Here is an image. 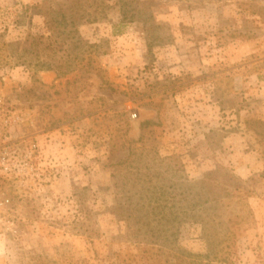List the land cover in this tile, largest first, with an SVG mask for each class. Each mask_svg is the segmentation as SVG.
I'll use <instances>...</instances> for the list:
<instances>
[{
    "label": "rangeland",
    "instance_id": "1",
    "mask_svg": "<svg viewBox=\"0 0 264 264\" xmlns=\"http://www.w3.org/2000/svg\"><path fill=\"white\" fill-rule=\"evenodd\" d=\"M45 1L0 0L4 264H264V0Z\"/></svg>",
    "mask_w": 264,
    "mask_h": 264
},
{
    "label": "trees",
    "instance_id": "2",
    "mask_svg": "<svg viewBox=\"0 0 264 264\" xmlns=\"http://www.w3.org/2000/svg\"><path fill=\"white\" fill-rule=\"evenodd\" d=\"M52 2H47L45 1L44 4H37L35 7L38 8V14H41V16L45 18H50V22L54 25L55 20H61V24L66 25L68 27L70 24L74 25L75 24V19H80L83 14L86 13L85 8L88 7H98L100 5H103V7L107 6L105 4L106 1L108 0H61L62 2H55L57 5H59V13L58 9L55 10L51 6L47 7V4L51 5ZM25 13V12H24ZM59 15H62L61 18H59ZM22 17V16H21ZM58 18V19H56ZM65 18V19H63ZM54 29L58 30L59 28ZM236 30L233 31L232 34H235ZM36 36L33 33H28L27 37L23 39V41L17 43L19 46L22 45V52H19L18 58H22V56L31 54L33 50H35L36 46V41L37 39L35 38ZM43 37V36H40ZM9 43L7 41H2L0 43V46L2 47H7ZM2 55V52H0ZM45 64L43 67L45 69H50V67L44 62ZM215 243L209 242L208 243V250L206 253H188L187 255V264H215V263H221L222 261L225 260V256L223 253V249H216L215 248ZM181 258H178V264H181ZM73 264H107V261H104L103 259L99 257H94V258H85L81 261L79 260H72L71 261ZM111 264H137L133 259L126 258L122 259L119 257L114 259ZM142 264H176V262L170 261L169 259L163 260L159 257L157 258H150L147 257L142 261Z\"/></svg>",
    "mask_w": 264,
    "mask_h": 264
},
{
    "label": "clouds",
    "instance_id": "3",
    "mask_svg": "<svg viewBox=\"0 0 264 264\" xmlns=\"http://www.w3.org/2000/svg\"><path fill=\"white\" fill-rule=\"evenodd\" d=\"M6 238L0 235V257H4L9 254L10 250L7 248ZM0 264H4V260L0 259Z\"/></svg>",
    "mask_w": 264,
    "mask_h": 264
},
{
    "label": "built area",
    "instance_id": "4",
    "mask_svg": "<svg viewBox=\"0 0 264 264\" xmlns=\"http://www.w3.org/2000/svg\"><path fill=\"white\" fill-rule=\"evenodd\" d=\"M2 204H4V203H2Z\"/></svg>",
    "mask_w": 264,
    "mask_h": 264
}]
</instances>
